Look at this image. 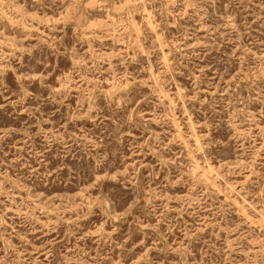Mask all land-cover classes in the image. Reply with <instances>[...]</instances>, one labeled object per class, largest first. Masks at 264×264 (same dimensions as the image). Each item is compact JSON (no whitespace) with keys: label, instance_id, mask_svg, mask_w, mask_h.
<instances>
[{"label":"rangeland","instance_id":"374dc122","mask_svg":"<svg viewBox=\"0 0 264 264\" xmlns=\"http://www.w3.org/2000/svg\"><path fill=\"white\" fill-rule=\"evenodd\" d=\"M0 264H264V0H0Z\"/></svg>","mask_w":264,"mask_h":264}]
</instances>
